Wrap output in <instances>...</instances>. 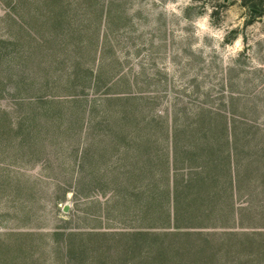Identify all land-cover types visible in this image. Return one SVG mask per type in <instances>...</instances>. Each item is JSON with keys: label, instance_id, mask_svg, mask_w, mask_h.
I'll use <instances>...</instances> for the list:
<instances>
[{"label": "rangeland", "instance_id": "obj_1", "mask_svg": "<svg viewBox=\"0 0 264 264\" xmlns=\"http://www.w3.org/2000/svg\"><path fill=\"white\" fill-rule=\"evenodd\" d=\"M175 143L194 225L154 207ZM195 256L264 264V0H0V264Z\"/></svg>", "mask_w": 264, "mask_h": 264}, {"label": "trees", "instance_id": "obj_2", "mask_svg": "<svg viewBox=\"0 0 264 264\" xmlns=\"http://www.w3.org/2000/svg\"><path fill=\"white\" fill-rule=\"evenodd\" d=\"M253 7L259 8L257 4H253ZM75 99H78V98H75ZM79 100L88 101V99L86 98H81ZM79 100H77L76 102L78 103ZM94 101H97V99H95ZM179 150H181L180 147H178L177 143H175L174 144V159H173L174 160V170H176L175 175L173 178L168 176L169 179L167 180V184L165 186L166 192L163 194V199L160 201L158 200L156 203H154V207L158 206L160 208V211L163 212V216H166L167 219H169V222L173 218L176 227H180L181 224H184L183 221H186V220H188L190 224L193 222L192 224L194 225L195 220H197V218L201 216L200 214H204L206 212L205 206L208 203L207 202L208 198L207 196L205 197L202 193L207 192L206 190L208 189V186L210 184V181H209L210 178H207V175L209 173L206 172L207 174H205V170L203 169L202 165L193 168V166L189 164L187 168L183 167L180 170H177V168L180 167V166L177 167V163L180 160ZM182 150H184L185 152V155L183 154V157H187V156L189 157V154H190L189 148L186 147L185 149H182ZM237 150L236 152H234V150L230 151L229 149L228 151H225L226 155L224 159L227 163L228 172H230V166L233 165L232 160H234V163L236 161V156L238 155ZM205 153H207L206 150H205ZM199 157L200 155L198 156V158ZM185 170H189L188 173H183L185 172ZM169 175H170V171H169ZM196 175H200V177ZM230 178H231L230 179L231 187L234 189V183H233L234 179L233 177H230ZM152 206H153V202H149L148 210H150ZM187 234L190 235V233L188 232ZM119 235L120 237H132L136 235L142 236V235H148V234L143 233V232H140V233L123 232V233H120ZM193 250H194V247L192 248V252ZM203 251L204 249H199L197 251H194V253L196 254V256H201ZM196 256L195 258L197 259L195 258L192 259L193 264H200L202 261L203 262L205 261V263H207V261L204 258L203 260Z\"/></svg>", "mask_w": 264, "mask_h": 264}, {"label": "water", "instance_id": "obj_3", "mask_svg": "<svg viewBox=\"0 0 264 264\" xmlns=\"http://www.w3.org/2000/svg\"><path fill=\"white\" fill-rule=\"evenodd\" d=\"M67 207H68V205H66V210H67Z\"/></svg>", "mask_w": 264, "mask_h": 264}]
</instances>
